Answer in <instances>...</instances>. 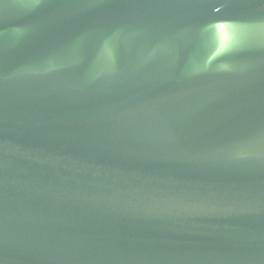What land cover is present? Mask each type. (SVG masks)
<instances>
[{"label": "water", "instance_id": "water-1", "mask_svg": "<svg viewBox=\"0 0 264 264\" xmlns=\"http://www.w3.org/2000/svg\"><path fill=\"white\" fill-rule=\"evenodd\" d=\"M0 264H264V0H0Z\"/></svg>", "mask_w": 264, "mask_h": 264}]
</instances>
